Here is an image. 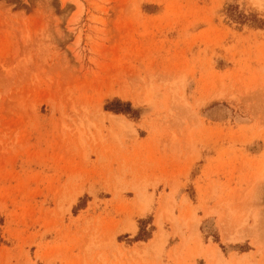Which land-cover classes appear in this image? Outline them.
I'll list each match as a JSON object with an SVG mask.
<instances>
[{
  "label": "rangeland",
  "instance_id": "1",
  "mask_svg": "<svg viewBox=\"0 0 264 264\" xmlns=\"http://www.w3.org/2000/svg\"><path fill=\"white\" fill-rule=\"evenodd\" d=\"M0 264H264V0H0Z\"/></svg>",
  "mask_w": 264,
  "mask_h": 264
},
{
  "label": "crops",
  "instance_id": "2",
  "mask_svg": "<svg viewBox=\"0 0 264 264\" xmlns=\"http://www.w3.org/2000/svg\"><path fill=\"white\" fill-rule=\"evenodd\" d=\"M245 254H247V253H245ZM242 255V254H241Z\"/></svg>",
  "mask_w": 264,
  "mask_h": 264
}]
</instances>
